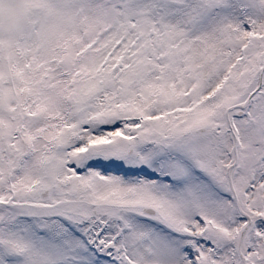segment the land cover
I'll list each match as a JSON object with an SVG mask.
<instances>
[{"label":"snow or ice","instance_id":"snow-or-ice-1","mask_svg":"<svg viewBox=\"0 0 264 264\" xmlns=\"http://www.w3.org/2000/svg\"><path fill=\"white\" fill-rule=\"evenodd\" d=\"M0 264H264V0H0Z\"/></svg>","mask_w":264,"mask_h":264}]
</instances>
